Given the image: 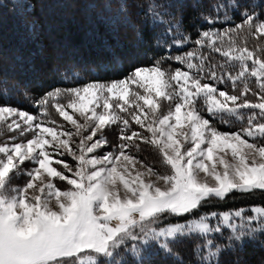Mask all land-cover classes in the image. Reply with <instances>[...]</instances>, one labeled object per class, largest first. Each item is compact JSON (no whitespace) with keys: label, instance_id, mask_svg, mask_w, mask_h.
<instances>
[{"label":"snow or ice","instance_id":"snow-or-ice-1","mask_svg":"<svg viewBox=\"0 0 264 264\" xmlns=\"http://www.w3.org/2000/svg\"><path fill=\"white\" fill-rule=\"evenodd\" d=\"M232 7L240 22L217 29L205 16L213 27L191 50L187 35L158 41L165 51L148 64L53 88L36 113L0 104V132L19 136L0 143V264H152L185 241L196 264H229L234 245L264 234V206L204 211L264 190V15Z\"/></svg>","mask_w":264,"mask_h":264},{"label":"trees","instance_id":"trees-1","mask_svg":"<svg viewBox=\"0 0 264 264\" xmlns=\"http://www.w3.org/2000/svg\"><path fill=\"white\" fill-rule=\"evenodd\" d=\"M237 2L0 0V104L36 113L35 102L53 88L121 79L133 67L148 64L165 51L166 45L158 46V41L171 43V37L187 35L190 40L182 50H191L198 33L213 27L206 23L205 16H219L214 24L217 29L240 22L239 12H234L232 7ZM239 3L264 15V0H239ZM253 44L250 39L249 46ZM211 56L217 61L222 59L216 53ZM50 112L52 118L59 117L54 109ZM214 123L224 131L233 127ZM140 157L147 158V155L140 153ZM159 161L151 163L157 167ZM24 179L20 176L17 185H22ZM255 205L264 206V190L234 193L222 202L213 200L204 211ZM192 248V241L177 244L174 246L177 255L154 256L152 264H179L180 261L196 264L198 257L194 258ZM224 259L229 264H264V234L257 233L245 243L233 246Z\"/></svg>","mask_w":264,"mask_h":264},{"label":"rangeland","instance_id":"rangeland-1","mask_svg":"<svg viewBox=\"0 0 264 264\" xmlns=\"http://www.w3.org/2000/svg\"><path fill=\"white\" fill-rule=\"evenodd\" d=\"M166 103V102H165ZM12 106V105H11ZM14 107H16V106H14ZM17 108H19V109H21V110H25V109H23V108H20V107H17ZM27 111V110H26ZM70 111V110H69ZM57 114V113H56ZM58 115V114H57ZM57 118V117H56ZM57 120L59 121V122H62V123H65V124H67V122H64V121H62V118H60V117H58L57 118ZM70 127V126H69ZM106 134L108 135V138H109V140L110 141H112V142H115L116 141V139H117V134H118V130H116V126H113L112 127V129H106ZM13 135H16L17 136V138L19 139V136H18V132L17 133H12V132H9V131H7L6 129H4L2 132H0V143H5V142H10L9 140H8V137H10V136H13ZM145 147H149V150H146L145 149ZM152 147L149 145H145V146H143L142 147V152H141V155H144V156H146L147 155V161L148 162H152V160H155V162L157 163V161L158 160H160V158H159V156H158V153L156 152V151H154L153 150V152H151L152 151V149H151ZM151 149V150H150ZM106 150H110V149H106ZM146 154V155H145ZM145 158V157H144ZM156 158V159H155ZM71 158H69V160H70ZM156 163H154V165H156ZM157 167H158V169H160L161 168V164H160V161H159V163H158V165H157ZM22 177H24V176H22ZM19 179H20V175H17L16 177H14V181L15 182H13L12 184H14V185H17L18 184V182H19ZM27 178L25 177V179H24V182H25V180H26ZM23 182V183H24ZM22 183V184H23ZM255 206H263V205H255ZM257 233H259V232H257ZM256 233V234H257ZM255 234V235H256ZM208 238H212L211 236L210 237H208ZM224 241H226L227 240V233H226V235H225V237L224 238H222ZM249 239V238H248ZM204 242V241H203ZM213 243H215V244H220L221 243V238H216V239H214L213 240ZM234 246H236V245H234Z\"/></svg>","mask_w":264,"mask_h":264}]
</instances>
